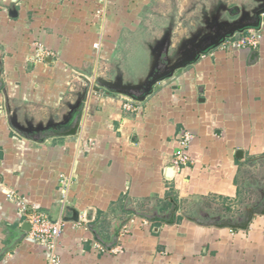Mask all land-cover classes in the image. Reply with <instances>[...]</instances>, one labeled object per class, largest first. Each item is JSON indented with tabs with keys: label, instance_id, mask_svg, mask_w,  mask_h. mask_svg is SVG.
<instances>
[{
	"label": "crops",
	"instance_id": "0c3cea01",
	"mask_svg": "<svg viewBox=\"0 0 264 264\" xmlns=\"http://www.w3.org/2000/svg\"><path fill=\"white\" fill-rule=\"evenodd\" d=\"M197 2L0 0V264H46L9 191L62 219L60 264H264V28L257 47L207 51L135 111L97 88L63 119L77 72L128 76L167 22L176 36L196 25ZM7 105L50 127L18 133Z\"/></svg>",
	"mask_w": 264,
	"mask_h": 264
},
{
	"label": "water",
	"instance_id": "95a60500",
	"mask_svg": "<svg viewBox=\"0 0 264 264\" xmlns=\"http://www.w3.org/2000/svg\"><path fill=\"white\" fill-rule=\"evenodd\" d=\"M197 3V18L206 25H199L198 22L179 36L174 33L177 27L175 23L164 26L158 36L154 35L148 40L147 52L133 64L134 67L129 72L131 77L119 66L109 75L100 70L96 74L92 71L77 72V87L71 90L74 98L66 102L64 122L75 117L87 96L97 88H104L108 92L124 95L138 102L144 101L153 92L154 85L161 81L168 82L177 70L193 64L201 55L218 47L227 38L242 34L248 29L264 28V0H198ZM206 18H211L214 25H209ZM143 60V63H139ZM140 71L143 73L139 75ZM6 115L18 133L33 134L37 130L50 127L48 124L43 125L44 128L38 124L31 125L26 118L20 121L17 108L9 105L6 106ZM58 123L60 121L56 122ZM20 228L22 232H29L31 225L24 220ZM19 240L20 237L14 238L7 249L14 248Z\"/></svg>",
	"mask_w": 264,
	"mask_h": 264
},
{
	"label": "built area",
	"instance_id": "2783aa9c",
	"mask_svg": "<svg viewBox=\"0 0 264 264\" xmlns=\"http://www.w3.org/2000/svg\"><path fill=\"white\" fill-rule=\"evenodd\" d=\"M100 4L105 3L107 0H98ZM103 9H97V13H102ZM261 30L248 29L241 34L240 37L227 38L222 42L219 47L228 50H234L239 48H255L257 47L259 41L261 40ZM97 47L98 43L93 44ZM40 52H38L37 57L42 59L45 55H50L51 52L45 51L38 45ZM92 92H96L93 90ZM91 92V93H92ZM136 101L125 97L122 99V109L125 111H135L137 107L135 105ZM192 135L188 131H183L178 139V147L173 153V163L172 166L181 169V167L186 166L189 161L188 147L190 144ZM62 181V180H61ZM7 198L9 200H14L17 202L19 207V213L24 216V219L28 221L31 225L30 234L40 245L44 247L46 253V264H60L59 255L56 253V241L61 233L62 219L59 217L57 220L53 221L49 218L47 213L37 209L36 207L28 206L24 197L14 191H9L7 193ZM65 202V194H62L61 203L62 206ZM128 227L123 224L120 234L126 233ZM111 251H118L117 247L111 249Z\"/></svg>",
	"mask_w": 264,
	"mask_h": 264
},
{
	"label": "flooded vegetation",
	"instance_id": "af4514ba",
	"mask_svg": "<svg viewBox=\"0 0 264 264\" xmlns=\"http://www.w3.org/2000/svg\"><path fill=\"white\" fill-rule=\"evenodd\" d=\"M206 20H207V22L209 23V25H214V23H215L214 21H213V22L211 21V18H208V19L206 18ZM198 22H199V19H198V21H197L195 24L197 25ZM143 25H147V24H143ZM167 25H173L172 20H170L169 22H167ZM167 25H166V26H167ZM199 25H206V24H205V23H200V22H199ZM147 29H148V28H145L146 31H147ZM162 30H163V28H162ZM205 30H206V29H205Z\"/></svg>",
	"mask_w": 264,
	"mask_h": 264
}]
</instances>
